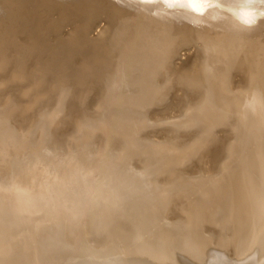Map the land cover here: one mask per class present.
I'll return each instance as SVG.
<instances>
[{"label":"bare ground","instance_id":"1","mask_svg":"<svg viewBox=\"0 0 264 264\" xmlns=\"http://www.w3.org/2000/svg\"><path fill=\"white\" fill-rule=\"evenodd\" d=\"M0 20L3 21H0V67L13 70L29 83L36 100L55 96L60 101L73 98V101L81 102L99 87L103 89L100 98L105 102L99 122L92 124L76 119L79 133L72 137L75 148L70 147L62 157L44 152V135L58 109L42 112L38 132L42 136L37 140L31 137L30 130L21 129L17 134L14 129L8 130L4 121L11 112L0 110V163L13 155L25 162V166L20 164L17 157L13 164L4 168L5 172L0 170V264H11L16 256L33 252L37 253L34 262L39 264H192V260L181 259L182 254L193 249L196 254L193 256L197 257L210 248L204 243L206 238L201 236V225L210 221L217 225L215 217H208L205 212L218 210L228 214L236 211L234 235L230 238L243 255L238 260H248L239 261V264H264V85L250 79L242 96H234L222 72L213 71L204 79L199 74L183 80L187 86L199 90L196 91L198 96L193 103L184 105V120L182 117V121L169 124L185 127L179 129L181 131L195 129L209 139L217 135L214 130L220 126L231 128L234 135L229 156L222 160L223 172L217 173L219 176L213 177V172L210 174L213 179L198 172L189 176L182 170L185 157L190 158L189 150L187 153L183 146L177 147L174 139L157 143L155 137L152 141V138L147 140L140 135L146 129H142L141 122L147 113L145 106V110L139 108L140 103L148 101L153 106L163 101L172 80L166 71L151 73L147 62H139L141 54L120 48L115 38L107 37L100 45L95 44L87 38L84 26L78 29L73 49L68 44L53 43L47 37L48 30L40 25H30L37 30V44L29 46L18 41L19 45H16L9 21ZM51 78L55 80L53 88L49 82ZM31 101L25 102L24 111L33 109L34 101L33 104ZM111 105L116 106L117 113L108 109ZM97 134H102L106 140L95 146ZM124 134V149L111 153L112 145ZM196 138L195 141H200V137ZM26 161H30V165L44 162L48 167H67L63 174L71 177L72 183L64 200L56 198V182L50 179H59V172L47 171L46 175L51 177H44L40 180L43 182L35 186L34 174ZM161 181L164 182L160 186L162 190L168 191V202L172 197L180 200L178 212H194L185 222L177 224L176 221L177 226L165 227L166 219L162 218L157 205L149 203L154 183L161 184ZM105 195L116 198L120 206L111 199L107 203L101 202L100 196ZM90 233L96 244L107 248L126 243L125 253L115 255L111 249L109 256H115L106 260L97 252L102 248L96 249L90 257L93 248ZM152 234L175 241L180 247L173 254V250L157 252L152 247L157 242L153 243ZM133 236L141 242H130ZM227 239L224 242L228 243ZM224 242L221 244L227 245ZM251 242L256 244L253 247L258 246L256 248L261 250L256 252L255 247L251 250ZM83 255L94 258L82 260ZM220 258L217 263L215 257L213 263L221 264Z\"/></svg>","mask_w":264,"mask_h":264},{"label":"rangeland","instance_id":"2","mask_svg":"<svg viewBox=\"0 0 264 264\" xmlns=\"http://www.w3.org/2000/svg\"><path fill=\"white\" fill-rule=\"evenodd\" d=\"M1 18L8 20V25L13 28L15 34L13 43H16V45H19L18 41L24 45L27 43L29 46L37 44L35 40L37 30L30 25H40L48 30L47 37L52 39L53 43H57V45L68 44V47L73 49L76 47L73 40L78 36V29L84 26L87 38L94 41L95 44L100 45L101 42L108 39L107 37L115 38L120 48H129L132 52L141 54L139 62H147L151 73L157 74L161 71H166L172 77V80L167 85L163 101L153 106L148 101L140 103L139 108L145 110L146 107L145 111L147 112L141 122L142 129H146H141L140 135L147 140L155 137L156 140L154 139V141L157 143H164L169 139V141L174 139L175 143H173L176 146L178 145L177 147L179 145L180 147L183 146L185 152L189 150L190 153L187 155L190 158L186 156L182 164V170L185 175L208 174L209 178L212 179L215 175L219 176L223 172L222 160L229 156L228 153L230 152L228 151H230L229 148L233 142L234 135L231 128L220 126L214 130V134L217 133V135L215 134L214 138L211 137L209 139L195 129H192V131H181L179 129H184L185 127H176L169 124L178 122L180 119L182 121V117L184 120V105H187L186 103L188 102L193 103L198 96L196 91L199 90L195 87L187 86L183 83V80L187 81V77L194 78L199 74L204 79L213 71L222 72L226 75L228 89L234 96H242V91L244 92L250 79H254L264 85V0H0ZM0 21L3 22L2 20ZM50 28L54 30L50 31ZM51 77L55 76L52 75ZM6 78L11 79L7 80ZM49 82H51V88H53L55 80L51 78ZM101 91L103 89L97 87L89 95L88 99H84L81 102L73 101V98L67 101H60L57 99L59 97L55 96L39 97L40 99L36 100L35 91L29 83L19 78L13 70L0 67V110L4 109L7 112H11L4 121L8 130L14 129L16 134L21 129L30 130L31 137L37 140L42 136L38 134L42 125V116L44 114L42 112L47 111V109H53V111L56 109L54 111L56 112L58 109L54 122L44 135V152L51 156L59 155V157H62L63 154L69 152L70 147L75 148L72 137L79 133L76 126L77 118L92 124L97 123V120L98 122L100 121L105 106L104 99L100 98ZM174 94L177 96L176 98ZM30 100H32V104L34 101L35 105L33 104V109L26 112L23 108L25 102H30ZM52 105L57 108H53ZM61 109H63L64 113L63 111L62 113L60 112ZM108 109H112V111L117 113L115 105H111ZM30 127L34 130L29 129ZM171 130L173 131L171 132ZM174 130L177 132L175 133ZM156 131L159 132L157 133ZM143 133L144 135H142ZM196 137H200L198 138L200 141H195L194 138ZM105 140V136L97 134L94 145L98 146ZM189 140H191V143ZM202 141L205 142L201 144ZM186 142L188 145H186ZM115 144L110 148L111 153L117 152L120 148L124 149L126 144L125 134L124 137H118ZM195 146L197 148H194ZM186 147L190 149H186ZM17 157V155H13L5 162L0 163V170L4 171V168L9 164H13L15 162L14 158ZM23 161L22 158L18 157V162L25 166ZM27 162L29 163L30 161ZM45 164L44 162L38 165H30L29 163V166H27L34 174L32 178L34 185L37 186L38 182L42 183L43 181L40 180L44 179V177L46 179L51 177L46 175L47 171L59 172V179L52 177L50 179L56 182V198L61 197L64 200L72 183L71 177L69 178L63 174L67 167L54 168ZM210 174L213 177H210L212 176ZM162 181L164 180L162 179ZM162 181L161 184L158 183L159 185L154 183L149 203L150 205H157V209L163 215L162 218L166 219L165 227L177 226L180 222H185V219L191 217L194 212H178L177 208L180 205L178 201L180 200L172 197L170 202H168V191H163L160 187L164 183ZM100 197L98 198L102 199L101 202L103 203L109 202L110 199L113 203L118 201L110 195ZM165 201L167 202L164 205ZM168 203L172 204L169 206ZM86 204L89 205L91 203L86 201ZM117 205H119L118 202ZM205 215L208 217L214 216L217 222L215 226L211 224L212 221L201 225V230L203 231L201 236L206 238L204 243L210 248L197 257L193 256L196 255L193 249L186 250L184 252L186 254H182L181 259L192 260V264L194 262L195 264H217L220 257L222 258H220L222 260H220L221 264H239L242 260L244 262L248 261L245 258H242L241 261L238 260L243 255L240 254L241 251L237 250L232 241L233 239H231L232 235H234L235 221L237 220L236 211H233L232 214L221 212L220 210L216 212L206 211ZM231 217L236 219L232 220ZM88 236L91 237L92 241L94 240L91 233ZM135 237H131L130 242H141L140 240L137 241ZM150 238L153 239V243L157 240L152 247L160 253L173 250V254L180 247L177 242L168 240V238L161 239L158 234H152ZM91 239L89 238L90 241ZM226 239L229 244L224 242ZM222 242L227 245L221 244ZM124 244L126 243L107 248L105 245L102 246V244H96V241H93V248L91 253L89 252L91 255L88 253L87 255L91 257L93 253H96V249L103 248L102 250H97V252L102 254L99 255L100 258L103 259L105 257L107 260L115 255L125 253ZM98 245L99 247L97 248ZM250 245L252 250L255 247L252 245L256 244L251 242ZM256 247V252L261 250V248L258 250ZM111 249H114L115 255L112 254L113 256L110 255V257L108 252ZM27 254L16 256L11 264H39L34 262L37 259V253ZM87 255H83L81 259L90 260L94 258H90ZM215 257L217 260L214 259ZM214 260L218 262L213 263ZM177 264H181V262H177Z\"/></svg>","mask_w":264,"mask_h":264}]
</instances>
